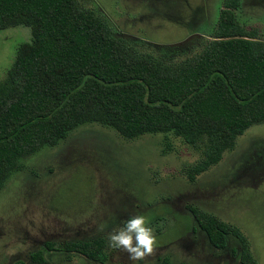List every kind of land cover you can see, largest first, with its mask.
I'll return each mask as SVG.
<instances>
[{"label":"rangeland","instance_id":"374dc122","mask_svg":"<svg viewBox=\"0 0 264 264\" xmlns=\"http://www.w3.org/2000/svg\"><path fill=\"white\" fill-rule=\"evenodd\" d=\"M105 17L139 51L175 62L214 37L223 0H78ZM235 20L264 40V0H239ZM31 38L18 25L0 29V80L17 46ZM199 149L172 133L126 138L97 122L81 124L56 145L21 160L0 190V264H241L233 236L215 248L191 208L237 226L252 257L264 264V123L252 125L222 159L195 173ZM143 216L156 237L154 253L132 261L109 234ZM104 240V263L61 248ZM48 244L52 249H49ZM39 251L44 263L32 260Z\"/></svg>","mask_w":264,"mask_h":264},{"label":"trees","instance_id":"16d2710c","mask_svg":"<svg viewBox=\"0 0 264 264\" xmlns=\"http://www.w3.org/2000/svg\"><path fill=\"white\" fill-rule=\"evenodd\" d=\"M238 3L223 0L214 37L199 51L167 62L136 50L78 0H0V29L22 25L31 34L0 80V190L22 159L89 122L130 139L172 133L201 152L195 173L219 162L247 128L264 123V40L235 20ZM191 213L212 246L233 236L241 264H257L237 226ZM104 247L97 238L60 251L104 263ZM31 258L46 261L39 251Z\"/></svg>","mask_w":264,"mask_h":264},{"label":"clouds","instance_id":"9594fccd","mask_svg":"<svg viewBox=\"0 0 264 264\" xmlns=\"http://www.w3.org/2000/svg\"><path fill=\"white\" fill-rule=\"evenodd\" d=\"M155 243L153 229L139 215L128 219L122 228L109 234L110 246L127 252L134 262L153 255Z\"/></svg>","mask_w":264,"mask_h":264},{"label":"flooded vegetation","instance_id":"af4514ba","mask_svg":"<svg viewBox=\"0 0 264 264\" xmlns=\"http://www.w3.org/2000/svg\"><path fill=\"white\" fill-rule=\"evenodd\" d=\"M223 6V5H222ZM224 7V6H223Z\"/></svg>","mask_w":264,"mask_h":264}]
</instances>
